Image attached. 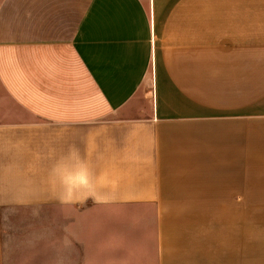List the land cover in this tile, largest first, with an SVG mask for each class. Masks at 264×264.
I'll list each match as a JSON object with an SVG mask.
<instances>
[{
	"label": "crops",
	"instance_id": "obj_1",
	"mask_svg": "<svg viewBox=\"0 0 264 264\" xmlns=\"http://www.w3.org/2000/svg\"><path fill=\"white\" fill-rule=\"evenodd\" d=\"M57 204L66 264H264V0H0V220Z\"/></svg>",
	"mask_w": 264,
	"mask_h": 264
},
{
	"label": "rangeland",
	"instance_id": "obj_2",
	"mask_svg": "<svg viewBox=\"0 0 264 264\" xmlns=\"http://www.w3.org/2000/svg\"><path fill=\"white\" fill-rule=\"evenodd\" d=\"M95 206L86 203L83 207L92 209ZM64 209L66 207L57 204L46 208L6 211V217L0 220V244L6 261L10 264H66L64 235L70 234L66 226L76 223L79 218L64 216ZM107 217L99 214L80 217L86 224L90 244L93 243L95 229L92 226L99 220L105 222Z\"/></svg>",
	"mask_w": 264,
	"mask_h": 264
},
{
	"label": "clouds",
	"instance_id": "obj_3",
	"mask_svg": "<svg viewBox=\"0 0 264 264\" xmlns=\"http://www.w3.org/2000/svg\"><path fill=\"white\" fill-rule=\"evenodd\" d=\"M64 184L66 187L71 190L75 186V181H78V183L81 186L87 185L89 183V178L87 176L86 172H81L77 177H63L62 178Z\"/></svg>",
	"mask_w": 264,
	"mask_h": 264
}]
</instances>
